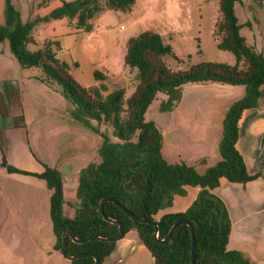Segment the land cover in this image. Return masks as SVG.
Returning a JSON list of instances; mask_svg holds the SVG:
<instances>
[{
    "label": "trees",
    "instance_id": "obj_1",
    "mask_svg": "<svg viewBox=\"0 0 264 264\" xmlns=\"http://www.w3.org/2000/svg\"><path fill=\"white\" fill-rule=\"evenodd\" d=\"M238 1L219 0L220 18L214 26L217 48L234 56L233 65L203 62L186 70H172L165 62L166 56L174 57L170 44L157 32L144 31L127 41L124 64L136 72L137 84L132 95L125 99L123 89L103 95L107 92L102 83L106 76L99 71L94 72L95 81L101 82L98 86L85 88L77 83L70 74V66L56 57L58 42L46 41L35 51L29 50V45L35 43L31 33L36 22L67 20L76 30L90 32L91 20L104 9L130 12L135 0H104V5L101 0L62 1L48 16L25 23L7 0L5 22L0 25V43L8 41L10 53L21 68H40L44 74L42 82L61 88L60 94L69 104V117L103 139L98 150L100 162L90 163L79 173L73 203L64 198L63 179L57 169L31 173L9 165L2 156L1 166L7 173L42 180L51 192L49 215L55 251L61 253L62 233L66 230L80 241L89 237L113 239L119 234V224L123 236L131 230L137 231L154 264H191L188 225H178L166 244L158 242L181 220L191 223L194 229V264H252L241 252L227 250L231 221L224 203L211 193L221 178L237 184L255 179L247 173L235 145L241 114L256 106L259 89L264 85V56L255 45H247L240 35L243 26L251 25L238 23L235 15ZM206 83L242 86L244 95L229 107L222 122L223 133L218 144L221 160L199 174L192 166L170 164L162 158L161 129L155 122L146 121L145 114L158 94L165 96L159 111L170 112L181 101L185 85ZM102 125L112 126L114 143L99 131ZM201 162L206 164L204 160ZM186 186L200 188L187 210L155 220L161 210L173 205L175 196L185 195ZM106 199L112 202H105L104 216L116 223L100 214V203ZM65 206L74 211L72 217L64 214ZM126 211L152 224H135ZM115 246L116 242L95 239L76 243L66 236L65 252L69 257L95 255L99 258L98 264H103ZM70 263L94 264L95 260L85 256Z\"/></svg>",
    "mask_w": 264,
    "mask_h": 264
},
{
    "label": "rangeland",
    "instance_id": "obj_2",
    "mask_svg": "<svg viewBox=\"0 0 264 264\" xmlns=\"http://www.w3.org/2000/svg\"><path fill=\"white\" fill-rule=\"evenodd\" d=\"M62 1L70 0L10 3L25 23L48 16ZM101 3L104 5V0ZM218 4L219 0H139L130 12L104 9L91 20L90 32L69 29L67 20L36 22L31 33L35 43L29 50L56 41L60 45L58 50L53 47L56 57L70 66L77 83L85 88L98 86L101 82L95 81L94 72L99 71L106 76L102 83L107 92L103 95L123 89L127 99L137 84L136 72L124 64L127 41L144 31L157 32L170 44L175 58L166 56L165 62L172 70H186L203 62L235 63L231 53L217 48L214 26L220 18ZM235 15L240 25L250 23L251 27L240 29V35L264 56V0H239ZM0 70V126L10 111L19 115L15 124L21 125L0 128L3 156L11 154L9 165L32 173L57 169L63 176L64 198L73 203L80 171L101 160L98 150L102 137L69 117V104L61 96V88L42 82L40 68L23 69L10 54L9 59L2 58ZM243 95L242 86L187 84L172 111L160 112L165 96L158 94L145 120L162 130V158L168 163L185 162L202 173L201 157L215 162L222 121L228 108ZM112 130L111 125L99 127L114 143ZM27 177L10 175L0 165V264H71L53 249L51 192L44 181ZM63 212L74 214L69 207Z\"/></svg>",
    "mask_w": 264,
    "mask_h": 264
},
{
    "label": "crops",
    "instance_id": "obj_3",
    "mask_svg": "<svg viewBox=\"0 0 264 264\" xmlns=\"http://www.w3.org/2000/svg\"><path fill=\"white\" fill-rule=\"evenodd\" d=\"M138 1L135 0L134 5ZM6 3L7 0H0V25H3L5 22ZM68 27L79 32L71 24ZM10 54L8 41L5 40L0 43V67L2 58L9 59ZM259 92L260 95L256 106L244 110L241 114L238 121V140L235 145L243 158L247 173L255 176V179L246 184H237L230 183L225 178H221L219 186L211 191L213 195L224 203L231 221V232L227 250L241 252L252 264H264V85L260 87ZM19 118V115H15L10 111L6 117V122L0 128H4L5 130L13 127L19 128L21 125L18 124L17 126L15 124ZM5 140L7 141L6 147H8L10 143L6 137ZM218 144L219 141L216 144L217 151ZM3 155L0 147V165ZM9 155L11 156V154ZM9 155L6 154L4 156L8 164L11 162ZM214 156L215 162L207 161L204 156L201 157L199 163L204 168L202 173L199 174H203L208 166H212L221 160L219 152ZM202 160L206 162L205 165L202 164ZM176 163H184L187 166H191L182 161L170 164ZM18 169L27 171L19 167ZM3 171H6L5 168H3ZM184 189L185 195L175 196L173 205L170 208L161 210L154 217L155 220H159L165 214L182 213L187 210L197 198L200 188L186 186ZM103 264H154V259L148 249L140 242L137 231L131 230L116 242L115 249L105 259Z\"/></svg>",
    "mask_w": 264,
    "mask_h": 264
},
{
    "label": "water",
    "instance_id": "obj_4",
    "mask_svg": "<svg viewBox=\"0 0 264 264\" xmlns=\"http://www.w3.org/2000/svg\"><path fill=\"white\" fill-rule=\"evenodd\" d=\"M105 202H112V200L110 199H106V200H103L101 201L100 203V214L104 217V219L112 222V223H116L115 221H112V220H109L107 219V217L104 216V209H103V206L105 204ZM126 214L131 218V220L135 223V224H144V223H149V224H152V222L146 220V219H137V218H134L129 212L126 211ZM181 223H185L186 225L189 226L190 230H191V264H194V248H195V237H194V229L191 225V223L187 222V221H184L182 222L181 220H178L176 221V223L171 227V229L169 230L168 232V235L165 237V239H163L162 241H158L157 240V234H155V238L158 242L162 243V244H166L172 233L175 231V229L177 228L178 225H180ZM118 227H119V234L116 238H113V239H105V238H98V237H89L83 241H80V240H77L75 238V236L73 235V233L69 230H66L62 233V251H61V254L63 255L64 258H66L67 260L69 261H73L77 258H80V257H85V256H91L94 258L95 260V263L94 264H98V261H99V258L95 255H80V256H75V257H69L66 255V252H65V248H66V236H69L70 239L73 241V242H76V243H84V242H88L90 240H100V241H108V242H117L119 241L120 239L123 238V232L121 230V226L118 224Z\"/></svg>",
    "mask_w": 264,
    "mask_h": 264
}]
</instances>
